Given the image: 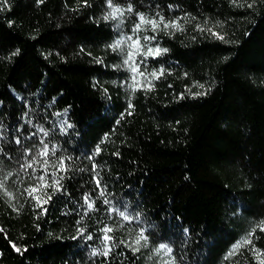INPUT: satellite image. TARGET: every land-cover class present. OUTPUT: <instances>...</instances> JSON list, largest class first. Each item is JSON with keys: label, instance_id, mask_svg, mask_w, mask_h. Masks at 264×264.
Returning a JSON list of instances; mask_svg holds the SVG:
<instances>
[{"label": "trees", "instance_id": "16d2710c", "mask_svg": "<svg viewBox=\"0 0 264 264\" xmlns=\"http://www.w3.org/2000/svg\"><path fill=\"white\" fill-rule=\"evenodd\" d=\"M113 5L124 15L105 21L107 0H0V264H164L173 257L175 264H258L264 0ZM139 13L178 24L155 33L145 25L135 34L167 49L141 65L146 75L164 70L151 90L130 86L127 45L109 47L134 36ZM44 144L48 184L53 165L63 159L67 167L56 176H64V191L34 193L52 195L46 214L25 191L44 175ZM33 160L40 163L22 167ZM119 211L133 218L124 221ZM106 226L113 228L111 252L93 255L104 248ZM253 229L252 244L235 248ZM141 230L149 239L134 245ZM160 243L172 247L171 257L156 254Z\"/></svg>", "mask_w": 264, "mask_h": 264}, {"label": "snow or ice", "instance_id": "6c2138e0", "mask_svg": "<svg viewBox=\"0 0 264 264\" xmlns=\"http://www.w3.org/2000/svg\"><path fill=\"white\" fill-rule=\"evenodd\" d=\"M39 2H42V0H39ZM84 3L87 4V0H84ZM107 6L111 9L108 14L104 16V20L108 21L109 19L112 20H119L121 17H123L125 9L119 7V6H114L113 5V0H107ZM251 7V5H248ZM132 6L129 5L127 8L128 12H131ZM138 19L139 22L135 24V26L132 28V32L135 36H127V37H122L120 39H117L113 44L109 45V47L113 51L117 50H123V46L127 45L128 48V54L127 58L124 60V64L128 67L129 71L132 73L131 80L132 84L130 85L133 90H136L139 87H144L145 89L151 90L152 87V80L153 79H158L160 75H163L164 70L161 68L159 70V74L156 71H152L148 75H146V69L145 71H141V65L145 64V61L148 59V57L156 58L159 55H161L162 52H167V49H161L159 46L153 48L151 46H148L146 44L141 43V37L139 35H135L137 33H140L141 30L143 29L146 31L147 29L144 28L145 25L150 26L151 30L153 33H155L158 29H160L161 25L165 29L168 27H178L177 23H165L164 17L159 16V18H151L149 19L146 17L143 13L138 14ZM215 34V33H214ZM218 35V34H217ZM220 39H224L223 36H219ZM156 37L155 35L152 36H143V40L146 42H151L155 40ZM141 56L142 59L140 60L139 63L136 61V57ZM151 77V79L149 78ZM138 77H144V79L147 81L145 84H141L139 81ZM129 107H132V105H129ZM59 115V114H57ZM68 127H71V125H68ZM41 132H44L45 135H47V132L44 131L43 128L40 129ZM16 143L19 144L20 140L17 139ZM97 152H99V149H97ZM52 154L55 155V148L53 147ZM49 155V147L47 144H44L43 148L39 152V156L43 158V163L41 164V168L44 172V175H41L38 177L39 183L35 187H31L26 189L25 191L28 193L32 199H34L37 203V207L42 208L43 212L46 214L47 213V208H44L43 206L47 204L51 199L52 195H55L57 192H62L64 191L61 181L64 179V176H60L59 179L56 178L57 174L60 172H67V167L65 165V161L63 159H60L59 162L53 167H55L56 171L51 173V176L53 177L52 183L49 185L48 182L45 180V176L49 175L48 173V168H49V162H48V157ZM40 163L38 160H33L31 163L22 165L23 168L28 169V168H33L34 164ZM93 169H95V166H93ZM95 183L96 187L100 189V195H104V189L100 187L101 181L98 178H95ZM4 187L3 181H0V188ZM40 187H51L53 189L52 195H47L46 199L41 200L39 196L34 195L38 191ZM11 195V193H9ZM84 204L87 206L88 210L93 209L95 205V201L91 200L89 194L84 195ZM105 204L110 203L108 200L104 201ZM111 211H118L116 209H111ZM119 216L124 220V221H130L133 217H130V215L126 214L125 211H119ZM261 231H264V228L260 229ZM104 235L102 237V243L104 244V248L100 251L97 252L96 250H93V255H104L108 256L111 252V245L109 244V241H111L113 238L109 235L113 231V228L111 227H105L102 229ZM78 232L81 236L85 235V229L84 228H79ZM255 234V229L252 230L249 236H247L243 241L235 245V248H240L242 244L244 245H250L252 244V236ZM74 239L77 237H73ZM86 239L92 240L93 237L91 234L86 236ZM148 236L144 234V231L141 230L139 235L134 239L133 244L134 245H140L141 242L143 241L145 244L148 241ZM121 243H124V241H121ZM13 248L17 252H21V249L17 247L15 244L12 245ZM127 246V245H126ZM133 251H140L139 247H133ZM252 251L254 255L256 256V259L258 261V264H264V259H260V256L264 253H261L260 250L255 249L254 247L252 248ZM161 252H163L166 256H172L173 249L170 247L167 243H160L158 245V248L156 249V254L159 255ZM164 264H175V258L173 257L169 261H165Z\"/></svg>", "mask_w": 264, "mask_h": 264}]
</instances>
